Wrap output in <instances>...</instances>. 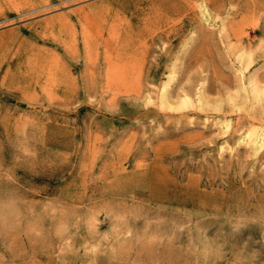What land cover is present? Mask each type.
<instances>
[{
    "label": "rangeland",
    "instance_id": "1",
    "mask_svg": "<svg viewBox=\"0 0 264 264\" xmlns=\"http://www.w3.org/2000/svg\"><path fill=\"white\" fill-rule=\"evenodd\" d=\"M211 1L0 0V264H264V0Z\"/></svg>",
    "mask_w": 264,
    "mask_h": 264
},
{
    "label": "bare ground",
    "instance_id": "2",
    "mask_svg": "<svg viewBox=\"0 0 264 264\" xmlns=\"http://www.w3.org/2000/svg\"><path fill=\"white\" fill-rule=\"evenodd\" d=\"M205 2V8H204V12H202V16L205 18L207 16H209V13H219V8L217 6L214 5V3L211 0H203ZM252 1V0H251ZM204 4V3H203ZM203 7V6H202ZM203 10V8H202ZM233 17L237 18L241 16V9H238L236 12H234L232 14ZM201 18V17H200ZM194 21V20H193ZM205 21L208 22L209 19L205 18ZM199 33H202V31H198ZM244 35V34H243ZM193 51V50H192ZM194 59V58H193ZM260 148V147H259Z\"/></svg>",
    "mask_w": 264,
    "mask_h": 264
}]
</instances>
